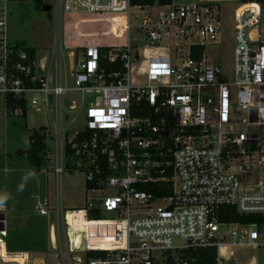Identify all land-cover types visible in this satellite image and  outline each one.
I'll return each instance as SVG.
<instances>
[{
    "label": "built area",
    "instance_id": "2783aa9c",
    "mask_svg": "<svg viewBox=\"0 0 264 264\" xmlns=\"http://www.w3.org/2000/svg\"><path fill=\"white\" fill-rule=\"evenodd\" d=\"M44 2L56 16L134 9L142 36L141 45L108 48L103 58L120 67L107 76L101 46L85 42L70 53L72 85L60 65L50 83L23 51L17 52L21 62H10L0 9L3 104L10 95L40 113L41 105L49 111L54 101L55 201L35 196V209L65 225L64 233L67 213L76 212L110 231L109 247L73 245L65 234L66 251L57 264H187L175 253L188 247H215L220 264L233 249L264 246V0H238L233 9L232 82L223 80L220 65L205 53L220 43L219 0L152 6H132L130 0ZM70 92L80 95L68 107L69 113L82 112L76 129L68 127L74 118L63 128L60 117L61 98ZM9 115L18 118L22 110ZM76 170L84 174L85 192L98 196L62 212L61 175ZM160 183L172 184L170 196L141 190ZM223 206L261 222H221L217 210ZM90 212L98 218H89ZM0 241L6 247L4 228Z\"/></svg>",
    "mask_w": 264,
    "mask_h": 264
},
{
    "label": "rangeland",
    "instance_id": "374dc122",
    "mask_svg": "<svg viewBox=\"0 0 264 264\" xmlns=\"http://www.w3.org/2000/svg\"><path fill=\"white\" fill-rule=\"evenodd\" d=\"M214 0H173L175 4L204 3ZM221 2L220 43L205 49L210 63L218 64L222 70L223 80L233 81V23L232 12L238 0H219ZM47 3V2H44ZM5 10L4 37L7 43L22 42L35 49L38 73L54 80L55 71L60 65L62 73L67 77L68 86L72 85L71 73L74 69L70 53L79 51L87 39H93L97 46L121 47L127 43L141 45L142 36L136 30L139 17L134 9L128 13L117 14H60L56 16L54 8L48 13L36 8L33 0H0V9ZM264 29V26H262ZM134 77V73L132 75ZM139 81V78H136ZM70 101L80 102L78 93H66L61 98L60 117L63 128L68 125L76 129L81 125L82 112L69 113ZM36 113L29 108L26 119L5 116V107L0 96V196L5 199V215L7 225L15 227L12 247L22 246L31 252H18V264H30L34 256L46 261V264L61 263V253L66 251V237L73 230L71 224L79 227L93 226L83 213H67L66 237L65 225H56L54 217L41 216L35 209V196L48 197L51 205L55 201V178L52 171L54 142L52 139L55 125L54 101L49 111L40 106ZM43 126L47 129L46 164L39 169L31 166L26 160L19 158L16 151L29 147L28 136L34 129ZM61 206L63 211L85 207L87 200L97 197L85 192V177L81 171H64L60 179ZM1 214V213H0ZM55 226L56 243L52 248L49 242V227ZM27 229H29L27 231ZM223 229H220L222 232ZM33 234H29L28 232ZM31 239L29 238V235ZM28 235V238H27ZM9 238V237H8ZM81 255L82 254H73ZM72 256V255H71ZM10 263V262H9ZM43 264V262L39 263ZM220 264H264V246L255 249L237 248L226 254Z\"/></svg>",
    "mask_w": 264,
    "mask_h": 264
},
{
    "label": "trees",
    "instance_id": "16d2710c",
    "mask_svg": "<svg viewBox=\"0 0 264 264\" xmlns=\"http://www.w3.org/2000/svg\"><path fill=\"white\" fill-rule=\"evenodd\" d=\"M19 1H27V0H19ZM35 2L36 8H42L43 6L47 5L44 3V0H33ZM242 3L256 1L262 2L263 0H240ZM157 3L158 5H170L173 3V0H130V4L132 6H152L153 4ZM93 39H87L86 44H93ZM9 49L12 51L8 53V57L10 62L16 63L21 62L18 59L17 52L23 51L26 56L28 57L27 62L29 61L31 64L35 62V49L27 46L22 42H18L15 44H9ZM108 48H99V55H100V66L104 70L105 76L109 73L116 70V68L120 67V63L112 64L108 62L106 59L103 58V55H106L108 52ZM202 52V49L199 48V53ZM193 56H196L195 54ZM23 63V62H22ZM25 64V63H23ZM32 73L34 71V66L32 67ZM25 82L27 83L28 81ZM27 85L33 86L31 83ZM5 107V114L7 117H11L9 115V111L20 108L22 110V115L20 116L23 119L27 117V106L26 102L22 98H13L12 96L8 95L4 101ZM47 129L43 126L34 129L31 134L28 136L29 147L26 149H19L16 151L17 156L26 160L31 166L34 168L39 169L41 166L46 164V138H47ZM141 190L153 193L156 197H168L172 194V184L171 183H160V184H148L141 187ZM5 205L4 198H0V206ZM96 212H90L89 218H98ZM218 220L221 222H229V223H241V224H248L253 222H261L259 216L255 215H248L243 216L239 215L234 207L231 206H223L218 208L217 210ZM10 248V247H9ZM92 253H88L86 257H90ZM170 255V254H168ZM178 261L180 263H187V264H217V250L215 247H188L180 252L175 253ZM170 261V260H169Z\"/></svg>",
    "mask_w": 264,
    "mask_h": 264
},
{
    "label": "bare ground",
    "instance_id": "6f19581e",
    "mask_svg": "<svg viewBox=\"0 0 264 264\" xmlns=\"http://www.w3.org/2000/svg\"><path fill=\"white\" fill-rule=\"evenodd\" d=\"M99 223H96L93 226H87V227H79L75 224H71L73 227V230L69 233V241L73 245H86L87 246H93L95 243L100 242L101 247H109L110 245V237L108 238L110 231L98 226ZM66 234V232H65ZM54 238V234H52V239ZM3 247L0 245V251ZM38 256V255H37ZM34 256L33 259L30 261V264H39L43 262V264H46V261H43L44 259ZM17 258H12L10 263L7 264H18V261H16Z\"/></svg>",
    "mask_w": 264,
    "mask_h": 264
},
{
    "label": "crops",
    "instance_id": "0c3cea01",
    "mask_svg": "<svg viewBox=\"0 0 264 264\" xmlns=\"http://www.w3.org/2000/svg\"><path fill=\"white\" fill-rule=\"evenodd\" d=\"M174 3V2H173ZM35 57H36V53H35ZM36 60V58H35ZM40 75H43L42 73H38ZM44 76V75H43ZM28 114V113H27ZM6 116V114H5ZM0 198H3L0 196ZM5 200V199H4ZM1 214H3L4 216V219H3V225L2 227L4 228V230L6 231V247L3 245V243L0 241V245L3 247V251H0V264H7L9 262H11L12 258H15V256H17V253L18 252H31L30 249H27V248H24L22 246H19L17 245L18 247L17 248H14L12 247V240H13V237L16 236V232L15 230H18L16 229L15 227H10V225H7V222H6V215H5V205L4 206H1ZM52 224L50 225L49 227V242L52 246V248H54V245L56 243V238H55V243L52 242V240L50 239V234L52 233V228H51ZM29 229H27L28 231ZM53 232L55 234V227L53 229ZM29 234H33L32 232H28ZM28 234V235H29ZM28 235H27V238H28ZM31 236L32 235H29V238L31 239ZM9 237V238H8ZM10 247V248H9ZM18 257V256H17Z\"/></svg>",
    "mask_w": 264,
    "mask_h": 264
},
{
    "label": "water",
    "instance_id": "95a60500",
    "mask_svg": "<svg viewBox=\"0 0 264 264\" xmlns=\"http://www.w3.org/2000/svg\"><path fill=\"white\" fill-rule=\"evenodd\" d=\"M42 10H43L44 12L48 13V12H50V11L52 10V8H51L50 5H45V6L42 7ZM0 219H1V220L4 219L3 214H0ZM2 229H3V227L0 226V230H2Z\"/></svg>",
    "mask_w": 264,
    "mask_h": 264
}]
</instances>
